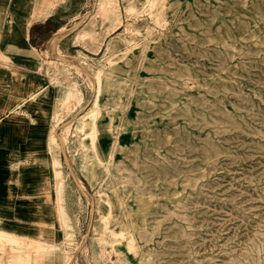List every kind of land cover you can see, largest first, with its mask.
Instances as JSON below:
<instances>
[{"label": "rangeland", "instance_id": "obj_1", "mask_svg": "<svg viewBox=\"0 0 264 264\" xmlns=\"http://www.w3.org/2000/svg\"><path fill=\"white\" fill-rule=\"evenodd\" d=\"M29 5L37 62L0 51V229L26 221L19 238L0 233V264L60 263L69 252V264H264V0H97L53 52L93 0ZM52 54L74 67L60 72ZM98 74L96 126L88 113L68 129ZM19 77L41 91L33 103L14 91ZM55 79L64 99L73 86L63 115L74 113L55 129L87 195L58 136L50 144ZM51 150L59 219L33 207H54ZM12 172L23 183L15 195Z\"/></svg>", "mask_w": 264, "mask_h": 264}, {"label": "crops", "instance_id": "obj_2", "mask_svg": "<svg viewBox=\"0 0 264 264\" xmlns=\"http://www.w3.org/2000/svg\"><path fill=\"white\" fill-rule=\"evenodd\" d=\"M22 6H24L23 7L24 10L21 9ZM4 7H5V15H7V13L10 11L12 13V24H8L6 29H5V32H4L3 28H4V23H5V16H4V19H3V16H2V18H0V38L2 41V45H3V51L0 50L1 53L3 55H5V57L8 59V57H9L8 55L11 52H13V53L22 52V53L30 55L34 59V61L37 62V60H38L37 55L38 54L33 52L34 50H37V49L34 46H32L31 44L26 43V39L28 38V36L32 32V27L35 25V24H32V19H29L26 17V13H30L29 0H27L26 2H24L23 0H14V1L13 0H5L4 1ZM14 9H16V11L19 13L14 14L13 13ZM94 15H95V12L93 15L90 16L87 23H89V21L91 20V18H93ZM83 27L81 29H83ZM81 29H79L74 35L76 36V34H78V32ZM1 32H2V34H1ZM77 58L79 60V58H82V57L78 56ZM48 62L54 63L55 67H57V69L60 72H64L65 70H67V72H68L70 70L69 67H74L72 65L73 64L72 62H67V61H64L61 59L50 58V61H48ZM70 63H72V64H70ZM4 77L5 76H4L3 71L0 70V82L4 81ZM55 82L57 83L58 87H57V94H56L55 100L53 102L55 120H54V124L51 128V134H50V138H49L50 144H52L51 136L55 137L53 130L58 125L63 123L68 117H70L74 113V111L71 110V112L69 114L63 115V113H66L67 107L73 105V102H72L73 99H68V97L69 98L72 97V92H73L72 87L73 86L70 87L69 90L66 92L67 95H65V99H64V93H62L63 87L59 86L57 79H55ZM15 85L16 86H15L14 91L19 93V94H22L23 98L26 99V101H29V103H33L35 101L36 97L38 96V94L41 92V91H38L39 88L32 91L30 89L32 86V82L28 79H22L19 77L17 79ZM63 104H64V107L62 109H64V112L63 111L61 112L60 109H61ZM7 111L8 110L6 108H3L0 106V115L6 114ZM63 117H65V118H63ZM75 122H77V120L72 122L71 126H73ZM55 138H57V137H55ZM58 147H59V143H58ZM50 149H51V145H50ZM53 151H55V150H53ZM55 158H56V156L53 155L52 150H51L50 164H51V171H52V178H53V186L52 187L54 190V207H53L52 201H50L48 203H40V201H38V200L33 201V207L37 210L45 212L49 216L52 214L53 209H56V212H57L56 215H57V218L59 219V213H60L59 210L60 209L58 207V202H57V200H58L57 199L58 198L57 191H59V190H57L58 184H59L57 177L59 176V174L57 171V167L55 166V160H54ZM11 174H12V179L9 180L7 188L12 190V194L15 195V189L19 188L23 183L20 182L19 177H18L16 172H12ZM47 188H48V186H46V189ZM21 204L22 203H20V205ZM14 208H15L16 213L19 214V210H20L19 208L20 207H15L13 204V209ZM0 213H1V211H0ZM7 213H10V212H7ZM20 222L26 223V221L24 219H22V220L19 218L15 219L13 216L7 218L6 219L7 225H5V227H4V229L6 231L0 229V233L3 236L1 240H4L6 238L8 240H11L15 237L14 235H16L18 238L20 237V235L22 236V234L16 233V231H18V229L24 228V225L21 224ZM12 232L14 233V235ZM46 255H47V258H45V260H43V261L44 262L48 261L49 263L42 262L44 264H50V263L51 264H69L71 262V259H72L71 252H69V254H66V256H64L63 260L60 263H57L55 261L56 260L55 255H53V257H48L49 254H46ZM19 258H21V256H19ZM15 261L20 263V259L15 260ZM42 263H40V264H42Z\"/></svg>", "mask_w": 264, "mask_h": 264}, {"label": "water", "instance_id": "obj_3", "mask_svg": "<svg viewBox=\"0 0 264 264\" xmlns=\"http://www.w3.org/2000/svg\"><path fill=\"white\" fill-rule=\"evenodd\" d=\"M96 0H93V5H92V8L90 9V11L88 13H86L84 19L78 21L73 27H71L70 29H68L66 32L62 33L60 36L56 37L55 39H53V41L51 42V45H50V50L51 52H53V50L55 49V46L57 45V43H59L62 39L66 38L67 36L71 35L73 32H75L79 26H81L84 22L87 21V19L90 17V15L93 13L94 11V4H95ZM52 57L55 58V57H58V58H61V59H64V60H67V58H65L63 55H53L52 54ZM76 60V59H75ZM94 95V93H93ZM93 95H92V98H93ZM92 98L90 100V102L88 103V106L91 104V101H92ZM88 106H86L84 109H86ZM83 111V109H81L80 111H78L70 120L69 122L71 121H74L80 114L81 112ZM54 134L57 135V129H54ZM58 136V140H59V146H60V150H61V155L63 157V160L65 162V165L68 169V172L72 178V180L74 181L75 185L78 187V189L84 193L85 195H87V190L84 188V186L79 182L78 178L76 177L73 169H72V166L70 164V161H69V158H68V155H67V152L65 151L64 149V142L63 140ZM91 203H92V208L94 207V200L91 198ZM89 231H90V226L88 228V231L86 233V237L88 236L89 234Z\"/></svg>", "mask_w": 264, "mask_h": 264}, {"label": "bare ground", "instance_id": "obj_4", "mask_svg": "<svg viewBox=\"0 0 264 264\" xmlns=\"http://www.w3.org/2000/svg\"><path fill=\"white\" fill-rule=\"evenodd\" d=\"M96 4H97V0H96V2H95V4H94V11H93V13L91 14V15H93L94 14V12H95V9H96ZM90 15V16H91ZM89 20V19H88ZM87 22V21H86ZM86 22H84L81 26H79V28L76 30V31H78L84 24H86ZM75 31V32H76ZM65 32V31H64ZM63 32V33H64ZM74 32V33H75ZM78 38V37H77ZM81 38H85V35L84 34H81ZM56 52V51H55ZM57 53V52H56ZM58 55V54H57ZM56 55V56H57ZM78 57V56H77ZM75 58L76 59V62L78 63V65H80V66H82L83 67V64H85L84 63V60H83V58H79V60H78V58ZM81 57V56H80ZM54 59H61V58H58V57H55ZM61 60H64V59H61ZM64 61H67V60H64ZM67 62H70V61H67ZM86 69V68H85ZM87 71L89 72V70L87 69ZM93 80V79H92ZM94 82V81H93ZM94 92H95V94H94V98L92 99V101H91V104H92V110L89 112V110H87L90 106H88V108L86 109V110H84L74 121H76V120H78V121H81V120H85V116L88 114V113H90V114H92L93 115V119H92V125L93 126H96V119H97V117H98V115H99V109H98V96H99V92H100V75L98 74L96 77H95V87H94ZM90 104V105H91ZM73 121V122H74ZM71 123L72 122H68V124L66 125L67 126V128L69 129L70 128V126H71ZM59 126V125H58ZM57 126V127H58ZM91 133V132H90ZM93 133H94V131H93ZM92 134V133H91ZM55 135V134H54ZM91 136V135H90ZM55 137H57V135H55ZM54 136H52V138L53 139H56ZM91 142V141H90ZM66 144V141L64 140V145ZM93 145V144H92ZM91 147V146H90ZM91 148H93V147H91ZM65 149V148H64ZM95 149V148H94ZM97 157V156H96ZM98 159V158H97ZM107 202V201H106ZM108 203V202H107ZM94 206H95V203H94Z\"/></svg>", "mask_w": 264, "mask_h": 264}]
</instances>
